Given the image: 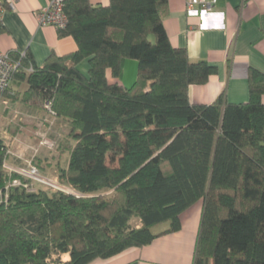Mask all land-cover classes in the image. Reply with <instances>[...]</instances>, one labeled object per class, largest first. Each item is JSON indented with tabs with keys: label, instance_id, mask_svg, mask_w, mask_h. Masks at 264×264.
I'll return each instance as SVG.
<instances>
[{
	"label": "trees",
	"instance_id": "1",
	"mask_svg": "<svg viewBox=\"0 0 264 264\" xmlns=\"http://www.w3.org/2000/svg\"><path fill=\"white\" fill-rule=\"evenodd\" d=\"M63 2L59 37H72L76 51L52 53L42 66L29 51L8 53L19 67L5 99L39 113L50 104L66 124L59 153L40 148L18 167L51 172L76 194L36 188L10 170L9 139L0 135V264L109 259L180 231L181 215L200 201L194 264H264V72L249 69L246 103L222 94L192 104L189 88L218 70L171 44L169 0ZM131 60L138 76L125 87ZM12 85L26 90L10 93Z\"/></svg>",
	"mask_w": 264,
	"mask_h": 264
},
{
	"label": "crops",
	"instance_id": "2",
	"mask_svg": "<svg viewBox=\"0 0 264 264\" xmlns=\"http://www.w3.org/2000/svg\"><path fill=\"white\" fill-rule=\"evenodd\" d=\"M2 1L5 11L0 20V53L29 51L37 66H42L52 53L63 56L76 51L72 37L60 38L56 28L39 24L37 15L50 0ZM90 1L93 5L110 3ZM164 25L175 48L186 49L193 62L207 61L218 70L207 84L189 88L192 104L211 105L222 94L231 104L249 101V69L264 72V0H218L212 12L200 7L193 14L188 13L186 0H169ZM79 69L87 76L88 60ZM137 76L138 63L127 61L121 84L131 87ZM18 109H23L20 118L14 116ZM42 116L19 102L0 106V135L9 139L13 153L8 159L10 170L26 173L18 166L33 156V141L42 127ZM203 210L204 202L200 201L181 215L180 231L163 235L149 246L131 248L90 264H194Z\"/></svg>",
	"mask_w": 264,
	"mask_h": 264
},
{
	"label": "built area",
	"instance_id": "3",
	"mask_svg": "<svg viewBox=\"0 0 264 264\" xmlns=\"http://www.w3.org/2000/svg\"><path fill=\"white\" fill-rule=\"evenodd\" d=\"M218 0H186L187 11L189 14H193L197 11V8L202 7L204 11L212 12L216 6ZM5 11V5L2 0H0V20ZM38 22L41 26H53L57 30L66 27L68 19L64 11L63 0H50L47 8L41 10L37 15ZM25 52H23L24 54ZM19 63L15 62L8 53H0V106H9V101L5 99V94L9 90L12 82L13 75L17 71ZM32 69H30L31 71ZM50 104H47V108ZM43 144H49L48 141L43 142ZM53 147V146H52ZM8 152V155H11ZM31 174H37V170L31 168ZM27 176L28 172L25 173ZM32 178V177H30ZM33 179V178H32ZM12 185L18 186L20 183L15 181Z\"/></svg>",
	"mask_w": 264,
	"mask_h": 264
},
{
	"label": "rangeland",
	"instance_id": "4",
	"mask_svg": "<svg viewBox=\"0 0 264 264\" xmlns=\"http://www.w3.org/2000/svg\"><path fill=\"white\" fill-rule=\"evenodd\" d=\"M26 90L25 86H20V87H15L12 85L10 93L14 94H23L24 91ZM23 110V109H22ZM22 110L18 109L16 112L18 114H14L15 117H19V111L22 112ZM52 109L51 107L44 109L42 113V119H41V125L42 127L40 128V132L36 135L34 142V148H32L33 153L32 155H35L36 152H40V148H45L47 149L51 154L57 149V152L59 153L60 149L59 146L61 143L65 142L67 140V135H68V127L66 126L65 123L56 121L54 119V114L51 113ZM57 131V133H56ZM53 134V136L51 135ZM51 135V136H50ZM48 141L49 144H43V142ZM56 143V144H55ZM53 146V147H52ZM36 147V149H35ZM55 149V150H54ZM67 158V157H66ZM63 161V166L66 167L67 164V159ZM31 169L28 171L29 177H32L35 180L36 183V188H45L44 185H49L52 187H55L57 189L63 190L68 193L76 194L74 190H72L70 187L62 186L59 184L58 180L52 175L51 172L47 174V177L41 176L39 173L37 174H31L30 173ZM44 184V185H43ZM132 227H140L141 223L139 220H134L131 223ZM167 226V225H164ZM164 228L159 227V229ZM64 261L69 260L68 255H64L63 257Z\"/></svg>",
	"mask_w": 264,
	"mask_h": 264
}]
</instances>
